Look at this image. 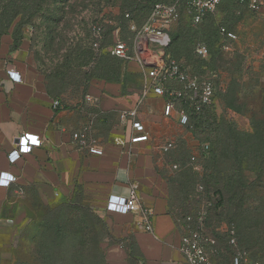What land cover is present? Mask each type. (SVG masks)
<instances>
[{
  "label": "rangeland",
  "instance_id": "obj_1",
  "mask_svg": "<svg viewBox=\"0 0 264 264\" xmlns=\"http://www.w3.org/2000/svg\"><path fill=\"white\" fill-rule=\"evenodd\" d=\"M168 1L0 0V30L24 45L26 60L32 67L45 77H56L68 72V68L73 72L94 67L91 55L95 50L89 44L92 26L99 25L107 34L102 52L107 56L117 42L132 46L135 30L147 22L151 5ZM124 13H131V18L121 16ZM177 25L182 30L180 37L164 51L170 43L166 34L159 41L162 52L185 62L199 79H209L216 73L220 83L207 111L206 127L189 132L166 126L161 132L163 139L177 136L184 144L179 151L164 156L193 173V178L185 182L192 186V193L198 184L197 175L205 173L208 196H201L188 210H204L206 218L210 211L206 229L213 237L219 233V247L225 246L223 235L228 223L235 224L244 246L255 260L264 264V6L251 12L235 0H222L212 13H206L195 23L189 7L183 3L169 30L175 32ZM222 27L234 34L235 40L224 39L221 44ZM200 44L209 50L207 63H201L195 55ZM80 65L87 67L78 68ZM68 74V78L79 79L74 73ZM220 90L225 94H218ZM203 144L209 147L206 154L199 152ZM192 154L199 158L194 166ZM212 174L214 178L210 179ZM215 192L223 195L224 201L220 210L213 211ZM241 192L245 201L237 204ZM76 207L48 214L42 238L39 219L31 216L26 228L13 236L10 247L0 249V259L9 258L0 264H139L128 258L124 247L119 245L123 251L118 248L108 230L97 228V219L101 218L98 214ZM58 227L61 243L53 249L45 247L49 234ZM87 231L92 234H86L89 246L79 252V238ZM94 233L98 234V245L93 244L97 241ZM46 252L50 254L47 260ZM225 264H229V257Z\"/></svg>",
  "mask_w": 264,
  "mask_h": 264
},
{
  "label": "crops",
  "instance_id": "obj_2",
  "mask_svg": "<svg viewBox=\"0 0 264 264\" xmlns=\"http://www.w3.org/2000/svg\"><path fill=\"white\" fill-rule=\"evenodd\" d=\"M8 71L18 73L20 81H12ZM144 71L132 59L124 63L125 76L118 81L91 78L85 93L82 85L69 82L55 93L48 78L27 62L24 45L15 48L10 34H0V173L15 178L8 186L0 184V249L10 247L13 236L30 222L28 214L39 205L50 207L78 198L79 205L101 217L118 248L123 251L119 245H125L139 264H187L179 250L183 227L175 216L180 164L164 156L172 151L160 150L172 141L179 151L184 145L181 137L163 139L160 134L166 126L183 128L175 113L163 115L164 99L152 93L143 98ZM140 100L138 119L148 140L132 144L130 124L121 122L119 114ZM89 120L102 155L89 154L72 138ZM24 133L37 136L41 143L11 164L7 155ZM115 138L125 144H115ZM129 189L152 212L150 230L138 224L139 213L104 211L109 194L125 195Z\"/></svg>",
  "mask_w": 264,
  "mask_h": 264
},
{
  "label": "built area",
  "instance_id": "obj_3",
  "mask_svg": "<svg viewBox=\"0 0 264 264\" xmlns=\"http://www.w3.org/2000/svg\"><path fill=\"white\" fill-rule=\"evenodd\" d=\"M221 0H169L167 3H157L152 7L147 22L138 30H135V41L132 46L125 42H117L110 48V55L124 61L135 59L144 71V78L147 82L142 95L152 93L156 97L165 100L163 105V115L171 117L173 113L177 115V123L185 127L190 122V115L200 113L211 106L215 95V75L209 79H199L188 72L183 64L163 56L160 39L164 38L166 31L176 21L179 7L185 3L192 13V21L199 23L206 13H212ZM243 2V0H241ZM248 8L251 11H258L264 6V0H247ZM91 36L94 39L93 49L97 50L103 37L102 28L99 25L91 27ZM227 39L235 40V35L221 29ZM152 43H155L153 46ZM195 55L200 59L208 57V49L200 44L195 49ZM10 79L14 82L20 81V76L14 71H8ZM171 85H179L173 88ZM86 100L91 97L86 95ZM143 100V99H142ZM132 109L123 110L119 114L121 122H129L131 128L130 143L136 144L148 140V134L138 119L139 107L143 101ZM54 107L59 106L58 101L53 102ZM187 107L188 110L185 109ZM93 121L89 120L82 129L72 135L81 148L87 150L92 155H102L103 151L98 146L92 134ZM41 140L34 135L22 134L17 137L11 151L8 153V161L13 164L23 154L29 153L33 147L39 146ZM114 143L124 145V141L115 138ZM174 143L168 141L163 143L160 150L166 154L174 149ZM204 146V149H207ZM191 162H195V157H191ZM15 180L14 176L8 173H0V184L8 186ZM202 187L198 186L197 192H202ZM105 212L120 215L138 214V224L146 230H150L149 219L152 212L145 209L140 204L137 192L129 189L125 195L109 194L105 200ZM206 215L204 210H197L186 215L184 218L183 235L181 237L180 252L187 264H214L213 258L218 253V246L215 238L208 234L206 229ZM228 246L233 250L230 264H259L251 261L248 253L238 247L237 238L233 228L228 229Z\"/></svg>",
  "mask_w": 264,
  "mask_h": 264
},
{
  "label": "trees",
  "instance_id": "obj_4",
  "mask_svg": "<svg viewBox=\"0 0 264 264\" xmlns=\"http://www.w3.org/2000/svg\"><path fill=\"white\" fill-rule=\"evenodd\" d=\"M221 1H220V3H221ZM235 1H237L239 4H241V5L245 6L246 8H248L247 0H243V2H241V0H235ZM157 3H164V2H155V3H153L151 5V7H150V12L152 10V7L155 4H157ZM251 12H256V11H251ZM121 16H124V17L128 16L127 18H131L130 17L131 13H124ZM221 29H224L226 32H229V31H228V29H226L224 27L219 29V33L221 35V44H222V41L224 39H226V40H229V39H227L226 35L221 32ZM175 30H176L175 32L174 31H170L169 29L166 31V34H168V36L170 38V43L166 46L164 51H166V49L169 48L172 45V43L176 42L178 40V38L180 37V34H181L180 31H182L181 27L179 25H177ZM0 34H8V33L0 30ZM102 34H103V37H102V40L100 42V45H99L98 49L95 50V51L93 49V51L95 53L93 54V56L91 55V58H93L92 61H91L92 62L91 65L93 64L94 67H92V69L90 71L89 70H87V71H79L81 69H76L73 72H72V69L70 70L68 68V70H67L68 72L60 73L59 75H56V77H48L47 76L46 78H48V80L50 81V84H52L54 86L52 88L53 92L59 93L61 91L62 87L64 88L66 85L71 83V85L74 84L75 86L82 85L83 88H84V93H85L86 92L85 90L87 89V87L89 85V79H91V78H100V79H103V80H106V81H118L121 76H123V77L125 76V73L122 75V72H123V65H124V63L126 61H124L122 59H119V58H116V57H113V56L110 55V53L107 56L102 54L103 49H104L103 46H104V43H105V40H106V36H107V34L104 32V30H103ZM12 38H13V42H14V47L15 48L18 47L20 45V41H18L13 36H12ZM93 41H94V39L92 38L91 31L89 30V44H90V48L93 47L92 46ZM163 56H164V58L166 60L173 59V60H176V61L182 63L184 68H186L189 73L194 75V70L188 68V65L185 62H183V61H181L179 59H174L173 57H171L166 52L164 53ZM198 59H199V61L201 63L209 62V59H210L209 50H208V57L206 59H200V58H198ZM82 67H87V65H85V66L80 65V67H78V68H82ZM98 67H100V69H98ZM96 68L100 71L99 73L96 72ZM89 69H90V67H89ZM95 72H96V74H95ZM68 73H70V74L74 73V76L79 77V79H77V78L76 79L68 78V75H69ZM214 74L216 76L215 79H214V82H215V95H216V87H217V84L220 83V80H219V75H217L216 73H214ZM223 92L224 91L220 90L218 92V94H220V95L225 94ZM215 95H214V98H215ZM222 98H224V95H223ZM164 100H167V98L165 97ZM208 108L204 109L202 112H200L198 114L190 115L189 124L187 126H185V127H182V128L188 130L189 132H194L197 129L206 127L205 122H207L208 119H209V117L207 116ZM204 146H207V145L203 144V145H201L199 147L200 154L208 153L209 147L207 146L208 148L204 149ZM171 151L175 152L176 151L175 147ZM193 156L194 155L192 154L190 156V159ZM194 157H195V162H197L199 158L197 156H194ZM192 165L194 166V163H192ZM182 168L183 167H181V164H180L179 178H178V180L175 179V183L177 185V188L175 189V192L177 194V198L175 200H176V202L179 203L178 206H177V209H175V216H176L177 221L179 223H181L182 227H183L184 222H182V221H184V218L186 217V215L193 213V212H190L188 210L189 207L193 204V202L197 201V203H198V199L201 196H204V197L208 196V193H207L208 189L206 188V186L204 184V178H205L204 174L205 173H201V174L197 175L198 176V184L196 186L195 193H192V191H191L192 186H190V185L187 186L185 184V182L188 181L189 179L193 178L192 177L193 173H191L190 171H185ZM207 177L208 176H206V178ZM213 178H214V175L212 174L210 176V179H213ZM198 186H201L202 189H203L201 193L197 192ZM215 193H216V194H214L215 196L213 195L214 196L213 198H215L214 199L215 200V204L213 205V211L220 210L223 207V201H224L223 195L221 196L219 193H217V192H215ZM243 195H244L243 192L239 193L238 198H237V204L238 203H240V204L244 203L245 197ZM66 203H60V204L53 205V206H50V207H45L43 205H39L38 207H36V209L33 211V213H29L28 214V218L30 219V221H31V216L35 215L36 217H38V219H39L38 228H40V227L42 228V233H39V236L41 238H42V236H44V232L43 231H45V226H46V223H45L44 219L46 218V216L48 214H50L53 211L59 210L61 208H64V207L65 208H71V207L77 208L76 206L79 205L78 198H76L74 201H71L70 203H67V204ZM79 207L83 208L81 205H79ZM85 210H86L85 212H88L89 214H92L91 213L92 211H90V209L85 208ZM196 211L197 210H195L194 212H196ZM209 216H210V211H209L208 216H207L206 221H205L207 226H208V222H209ZM97 222L99 224V226L97 227L99 230L105 229L104 228V223L102 222L101 219H99V220L97 219ZM234 225L232 226L230 223H228L227 229L225 230L224 235H223V237L224 236L226 237L225 246H223L222 248L219 247V243H218L219 240L216 237L219 233H215L214 234V238H215V240L217 242V246H218V253H217L216 256H214L213 263L214 264H219V262L221 261L223 264H225L226 258L228 259V257H229V264H230V261H231L232 255H233V250L228 246V229H230V228H233L234 231H235L238 247L243 249V250H245L248 253L249 258H250L251 261L259 263L257 260H255L253 258L250 250L248 248H246L244 246V244L242 243V240L240 238V234L238 232V229ZM86 234L88 236L92 235L89 231H87V233L85 232V234H82V237L79 238L81 240L79 241V244L77 246V249H78L79 252L83 251V250H86L87 247L89 246ZM49 235H50V241L48 243H45V247H46V245H49L52 249L55 248V247H58L59 244L61 243L60 228L59 227L56 228L54 233L52 232ZM97 235H98L97 233H94V237L97 236ZM95 238L97 239V237H95ZM98 243H100V242L97 239V241L95 243H93V244L98 245ZM123 247H124L125 251L128 252V258H132V259L135 260L134 255L127 249V247L125 245H123ZM45 256H46L45 259L47 260L50 257L49 252H46ZM135 261H137V260H135ZM43 264H47V263L44 262ZM73 264H76V263H73Z\"/></svg>",
  "mask_w": 264,
  "mask_h": 264
}]
</instances>
